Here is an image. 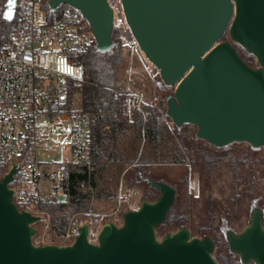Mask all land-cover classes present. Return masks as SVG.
Wrapping results in <instances>:
<instances>
[{"label":"water","instance_id":"95a60500","mask_svg":"<svg viewBox=\"0 0 264 264\" xmlns=\"http://www.w3.org/2000/svg\"><path fill=\"white\" fill-rule=\"evenodd\" d=\"M121 1L140 51L174 88L166 98L173 124L196 126L199 138L218 147L245 142L264 148V0ZM16 3L6 0V20L14 19ZM61 4L82 12L100 51L114 47L108 0H49L51 10ZM227 31L236 44L222 40ZM237 45L258 65H250ZM16 170L0 180V264H220L211 236L192 235L187 226L159 235L177 188L152 178L146 181L159 190L157 198L126 210L121 224L106 221L97 242L85 223L71 243L37 244L35 224L43 217L13 201L9 183ZM227 238L243 264H264L263 210L255 207L245 227L229 230Z\"/></svg>","mask_w":264,"mask_h":264},{"label":"built area","instance_id":"2783aa9c","mask_svg":"<svg viewBox=\"0 0 264 264\" xmlns=\"http://www.w3.org/2000/svg\"><path fill=\"white\" fill-rule=\"evenodd\" d=\"M108 2L114 12V30L139 48L122 1ZM48 7L49 0H17L13 31L0 43V180L16 167L9 183L13 201L42 217L49 214L43 204L59 201L58 196L67 193L71 170L90 165L94 146L91 116L76 104L85 79V67L77 55L94 36L79 9L68 6L52 17ZM143 61L148 74L159 73L146 57ZM115 93L127 96L130 119L134 109L144 115L146 104L162 110L130 81L125 87L118 84ZM167 123L174 125L169 117ZM58 152L60 159L46 157ZM125 197L128 194L121 188L119 198ZM104 216L91 210L77 212L62 235L63 243H71L85 223L90 241L97 242ZM37 236L35 243H44Z\"/></svg>","mask_w":264,"mask_h":264},{"label":"trees","instance_id":"16d2710c","mask_svg":"<svg viewBox=\"0 0 264 264\" xmlns=\"http://www.w3.org/2000/svg\"><path fill=\"white\" fill-rule=\"evenodd\" d=\"M2 1L3 7L0 9V43L9 37L14 28V20L8 21L3 16L6 0ZM68 6L61 4L56 10H51L48 7V13L52 17L58 16ZM113 40L115 45L109 51H100L97 48L95 39H93L87 49L77 55L78 61L83 63L85 67V79L79 88L80 107L88 112L92 119L93 163H97L101 170H105L106 163L109 161L108 154L118 146L124 134L129 130H134L137 137L144 138L145 142L151 144L155 149L153 159L141 160L131 166L127 173V176L132 177L130 183L134 182L146 186L148 194L143 196L142 199L144 200L155 199L160 194L159 190L148 184L147 178L168 182L163 177L156 175L149 166L151 162L184 163L187 161L186 153L192 155L196 151L205 161L207 167L212 168L231 155L230 145L218 147L209 144L197 136V128L192 124L173 125L172 128L168 125L165 104L167 96L173 90L172 86L167 85L162 80L155 83L156 91L161 95L159 105L162 110L156 106L145 105L144 115L138 109H134L132 119H130L127 112V96L124 94L116 95L115 93L118 68L123 61V41L116 29L113 32ZM222 40L232 41L229 31L222 36ZM237 47L240 55L250 65L254 66L256 63L255 57L245 48L239 45ZM182 141L189 143L188 145L191 147H182L180 145ZM173 144L175 148L170 150L169 148ZM249 148L253 151L258 149L251 145ZM164 150L166 151L165 155L162 153ZM1 176L2 172L0 171V178ZM170 184L177 188V193L183 190L186 191L188 186L187 172H183L175 183ZM96 186L95 169L89 168L88 165L77 166L71 170L68 184H66L67 199L43 204L42 208L52 214V226L57 229L58 234L63 235L65 233L72 213L88 208L89 201L93 197V189ZM97 195L104 196L105 194L99 192ZM253 203L263 208L260 198L252 199L246 212L239 216V223L243 222L241 220L242 216H248L251 213ZM58 212L60 214H57ZM183 226L190 228V220L183 210L182 202L176 197L165 222L158 227V231L166 234ZM236 228L235 223L228 216L222 214L217 224L214 223V219H211L208 226H202L200 235L201 237L211 236L216 242L223 239L227 229L236 230ZM216 258L220 264H241L240 261L235 259V254L229 248L226 253H220Z\"/></svg>","mask_w":264,"mask_h":264},{"label":"rangeland","instance_id":"374dc122","mask_svg":"<svg viewBox=\"0 0 264 264\" xmlns=\"http://www.w3.org/2000/svg\"><path fill=\"white\" fill-rule=\"evenodd\" d=\"M122 41L123 61L118 68L116 84L125 87L130 81L132 85L142 90L148 101L155 99L159 104L161 95L156 91L155 83L161 80L160 74H148L143 61L145 56L140 49L132 47L124 37H122ZM257 65L256 60L254 66ZM172 90H174L173 87ZM79 99L80 97L76 99L78 107L80 106ZM165 108H167V104H165ZM188 144L183 141L180 143L182 147L190 146ZM249 146L250 144L245 142L231 144L229 148L231 155L212 168L207 167L205 161L196 151L192 155L186 153L187 161L184 163L151 162L149 164L156 175L163 177L168 183H175L183 172H187V190L177 193L176 197L182 202L183 210L190 220L192 235L201 237L200 228L208 226L211 219H214V223L217 224L222 214L228 216L235 223L237 230H242L249 222L250 214L242 216V223H239V216L246 212L252 199L260 198L264 209V148L253 151ZM174 148L173 144L169 149L173 150ZM165 152V150L162 151L164 155ZM61 155L58 152L46 157L60 159ZM154 156V147L147 144L144 138L137 137L134 130H129L122 136L118 146L108 154L109 161L106 163L105 170H101L99 165L93 163L91 159L92 162L88 166L95 169L97 186L93 189V197L89 201L88 208L83 211L91 210L105 214L104 223L115 220L118 216L119 219L116 220V223L121 224L124 212L131 208H138L143 196L148 194L144 184L130 183L132 177L127 176V173L134 164L141 160H151ZM121 188L123 192H127L128 197L119 198ZM99 192L105 195L98 196ZM149 200L154 199L150 198ZM76 213L71 214L69 222ZM51 218V213L46 214L40 222L35 224L37 240L62 244L64 239L52 226ZM159 235L164 234L159 231ZM228 248L229 245L224 236L223 239L215 242V256L226 253ZM235 259L241 262L238 255H235Z\"/></svg>","mask_w":264,"mask_h":264},{"label":"flooded vegetation","instance_id":"af4514ba","mask_svg":"<svg viewBox=\"0 0 264 264\" xmlns=\"http://www.w3.org/2000/svg\"><path fill=\"white\" fill-rule=\"evenodd\" d=\"M255 207H259L256 203H253V206H252V209H251V213H250V217H251V214H252V211H253V209L255 208ZM260 208V207H259ZM262 210H263V213H264V209L263 208H261ZM250 217H249V221H250ZM229 230H231V229H227L226 230V232H225V238L227 239V242H228V238H227V232L229 231ZM233 231H235L236 233H238V232H240L239 230H233ZM215 241V240H214ZM229 245V244H228ZM235 254V253H234ZM235 255H237V254H235ZM241 260V259H240ZM250 263H252V262H250ZM250 263H248V264H250ZM254 263V262H253ZM241 264H243L242 263V261H241Z\"/></svg>","mask_w":264,"mask_h":264}]
</instances>
